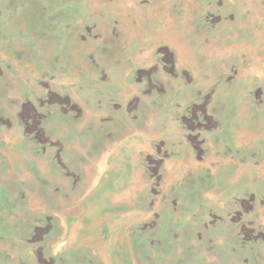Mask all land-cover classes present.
<instances>
[{
    "label": "rangeland",
    "instance_id": "obj_1",
    "mask_svg": "<svg viewBox=\"0 0 264 264\" xmlns=\"http://www.w3.org/2000/svg\"><path fill=\"white\" fill-rule=\"evenodd\" d=\"M0 264H264V0H0Z\"/></svg>",
    "mask_w": 264,
    "mask_h": 264
}]
</instances>
